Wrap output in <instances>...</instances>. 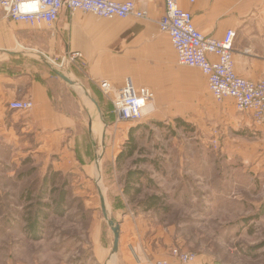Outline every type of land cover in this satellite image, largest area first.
I'll use <instances>...</instances> for the list:
<instances>
[{"label": "rangeland", "instance_id": "rangeland-1", "mask_svg": "<svg viewBox=\"0 0 264 264\" xmlns=\"http://www.w3.org/2000/svg\"><path fill=\"white\" fill-rule=\"evenodd\" d=\"M100 19L116 29L125 22ZM46 61L63 73L74 65ZM197 70L185 72L192 84L159 90L138 123L118 121L102 92L106 129L95 120L93 136L83 120L70 152L51 153L44 167L19 157L3 169L0 264H42L58 255L67 264H95L94 243L113 245L100 191L110 219L171 256L179 247L196 255L192 264H264V125H246L238 110L236 122L218 116L220 102L203 88ZM132 127L143 152L119 169L116 158ZM144 156L154 164L133 163ZM136 169L146 172L145 183L140 195L129 197L124 178ZM152 194L161 196V205L140 211L138 202Z\"/></svg>", "mask_w": 264, "mask_h": 264}, {"label": "crops", "instance_id": "crops-1", "mask_svg": "<svg viewBox=\"0 0 264 264\" xmlns=\"http://www.w3.org/2000/svg\"><path fill=\"white\" fill-rule=\"evenodd\" d=\"M132 1L147 12V17L113 18L125 21L121 29L96 15L67 12L61 13L52 28H34L12 20L0 8V177L2 170H8L19 157L35 158L44 167L51 153L70 152L83 120H88L93 136L95 120L106 129L99 107L101 80L120 84L123 77L131 76L138 90L150 88L156 96L159 90L192 84L185 73L191 68L198 69L199 81L209 91L206 75L199 68L179 63L169 35L159 27L165 1ZM179 5L192 13L195 27L206 36L222 38L227 30H235V71L250 80H264V0H179ZM72 52H80L82 58L64 73L73 82L68 83L50 69L46 59L58 64ZM16 100H31L33 108L13 110L9 104ZM220 106L218 116L238 121L232 98H225ZM242 115L246 125L256 124L249 112ZM128 230L120 225L116 253L112 252L113 245H103L101 240L94 243L95 264H140L148 257L172 259L160 243L153 246L142 234ZM44 260L42 264H67L59 255ZM74 261L70 263L81 264V260Z\"/></svg>", "mask_w": 264, "mask_h": 264}, {"label": "built area", "instance_id": "built-area-1", "mask_svg": "<svg viewBox=\"0 0 264 264\" xmlns=\"http://www.w3.org/2000/svg\"><path fill=\"white\" fill-rule=\"evenodd\" d=\"M165 11L158 24L169 35L180 64L199 68L207 77L213 98L221 102L232 98L238 111L249 112L256 124L264 125V80L254 81L237 74L234 68L235 30L229 29L222 38L206 36L199 31L190 11L179 5V0H164ZM196 2L197 0H186ZM0 8L14 21L24 22L34 28L54 27L62 12L92 13L101 18L144 19L147 12L138 8L135 1L114 0H0ZM82 58L80 52H72L62 59V65ZM99 87L107 96L118 121L138 123L144 118V109L154 101L150 88L138 90L134 79L125 76L120 84L112 80L99 81ZM9 107L17 111L33 108L31 100H16ZM196 255L179 247L172 249V259H146L140 264H192Z\"/></svg>", "mask_w": 264, "mask_h": 264}, {"label": "trees", "instance_id": "trees-1", "mask_svg": "<svg viewBox=\"0 0 264 264\" xmlns=\"http://www.w3.org/2000/svg\"><path fill=\"white\" fill-rule=\"evenodd\" d=\"M112 104V103H111ZM101 105V102H100ZM113 109V105H112ZM114 116L115 112L113 109ZM176 120H179V118H176ZM138 128L132 127L130 130V135L127 140V142L123 145L121 148L119 154L116 158L117 168L121 169L123 167V164L126 163L127 160L132 159L137 155L138 153L141 154L143 152L142 148L139 147L137 143V139L135 136V131H137ZM149 162L151 164H154L153 160L148 158L147 156H144L143 158H139L137 160H133V163L139 164V163H146ZM146 176V172L144 170H127L124 178V185H123V194L126 196L135 197L142 193L143 187H144V177ZM49 178L45 176L44 181L48 180ZM149 183L154 185V180L151 178H148L147 180ZM63 201L65 199V193H62ZM161 196L158 194H152L150 196H144L143 200L138 202L137 207L140 211L148 212L153 210L154 208H157L161 205ZM36 221V220H35Z\"/></svg>", "mask_w": 264, "mask_h": 264}, {"label": "water", "instance_id": "water-1", "mask_svg": "<svg viewBox=\"0 0 264 264\" xmlns=\"http://www.w3.org/2000/svg\"><path fill=\"white\" fill-rule=\"evenodd\" d=\"M54 72L56 75L61 77L66 82L73 83L63 72H61L57 69H54ZM99 187H100V185H99ZM100 198H101V205H102V211H103L104 217L108 221V224H109V226L113 232V235H114L112 252L116 253L119 249L120 224L118 222H116L115 220L109 218L106 203H105V198H104L103 194L101 193V191H100Z\"/></svg>", "mask_w": 264, "mask_h": 264}]
</instances>
